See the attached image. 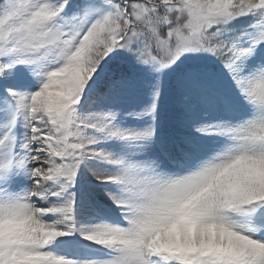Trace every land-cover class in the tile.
<instances>
[{
	"label": "snow or ice",
	"instance_id": "1",
	"mask_svg": "<svg viewBox=\"0 0 264 264\" xmlns=\"http://www.w3.org/2000/svg\"><path fill=\"white\" fill-rule=\"evenodd\" d=\"M0 264H264V0H0Z\"/></svg>",
	"mask_w": 264,
	"mask_h": 264
}]
</instances>
